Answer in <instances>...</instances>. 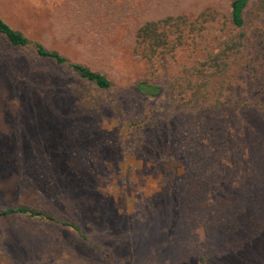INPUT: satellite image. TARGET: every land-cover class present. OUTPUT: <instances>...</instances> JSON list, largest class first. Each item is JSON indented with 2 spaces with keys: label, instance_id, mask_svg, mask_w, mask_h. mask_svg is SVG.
I'll return each instance as SVG.
<instances>
[{
  "label": "rangeland",
  "instance_id": "1",
  "mask_svg": "<svg viewBox=\"0 0 264 264\" xmlns=\"http://www.w3.org/2000/svg\"><path fill=\"white\" fill-rule=\"evenodd\" d=\"M232 2L0 0L12 29L111 81L98 89L0 34V210L43 214L0 217V264H264V74L247 67L264 64V0L234 32L247 44L231 106H185L174 93L233 29ZM209 11L218 19L203 38L138 54L147 22ZM141 81L162 95L141 97Z\"/></svg>",
  "mask_w": 264,
  "mask_h": 264
},
{
  "label": "trees",
  "instance_id": "2",
  "mask_svg": "<svg viewBox=\"0 0 264 264\" xmlns=\"http://www.w3.org/2000/svg\"><path fill=\"white\" fill-rule=\"evenodd\" d=\"M251 1L233 0L231 3L233 29L225 31L224 28V31L222 30L223 37L216 40L217 45L209 51L205 50L201 55L202 59H197L193 66L186 69L181 80L178 81V85L174 86V93L182 105L195 107L208 102L209 107L213 110L231 106L226 99V91L236 87L234 83L236 76L232 73L231 66L233 61L242 54V49L246 48L247 44L245 34H235L234 32L243 28L244 12ZM217 17L218 13L209 11L202 13L192 21L185 16H170L159 21H149L137 32V52L147 60H152L164 52H174L178 48L184 47L191 35L194 41L197 38H203L204 33L208 30L206 24L215 22ZM0 34L4 35L14 48H26L33 45L41 59L51 60L58 65L67 64L77 78L83 82L95 85L101 90H108L111 87L110 79L103 73L80 63H72L60 53L47 49L42 43L32 42L21 32L12 29L1 17ZM261 45V53H263L261 60H263L264 40ZM241 58L243 59V57ZM254 65V62H249L247 66L252 71L250 76L263 75L264 64H262V68L256 66L253 69ZM162 90L161 86L150 84L149 81H141L135 88L137 94L149 99L159 98L162 95ZM235 105L243 109L249 106L240 101ZM13 215L43 216L39 211L22 206L0 210V217ZM65 225L71 226L69 223H65Z\"/></svg>",
  "mask_w": 264,
  "mask_h": 264
}]
</instances>
